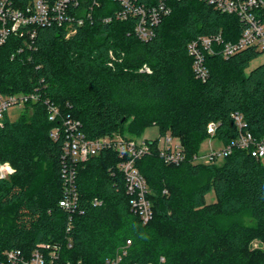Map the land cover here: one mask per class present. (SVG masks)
<instances>
[{
    "label": "trees",
    "instance_id": "16d2710c",
    "mask_svg": "<svg viewBox=\"0 0 264 264\" xmlns=\"http://www.w3.org/2000/svg\"><path fill=\"white\" fill-rule=\"evenodd\" d=\"M169 2L172 12L147 41L135 32L137 17H115L119 0H98L92 18L71 36L44 25L34 36L27 29L12 33L0 47V92L40 90L44 96L17 119L0 123V161L15 168L0 178V264H20L9 261L8 250L26 259L37 248L48 254L52 248H41L44 243L60 245L55 264H108L128 240L124 264H264V246L251 247L256 238L264 243V160L236 149L221 164L192 161L210 137V123H218L214 137L224 143L237 136V111L248 129L264 134V63L248 71L261 52L249 47L230 57L208 55L209 76L199 79L189 41L219 32L224 41H235L244 23L203 0ZM145 64L150 72L141 70ZM45 98L81 120L91 138L115 131L138 136L157 125L160 136L171 132L180 139L183 163L163 160L160 136L137 161L150 187L149 222L131 206L117 169L120 157L104 150L77 165L84 212L74 214L68 231L69 215L59 205L64 138L51 135L58 122L50 120ZM211 191L216 200L208 202ZM95 197L103 203L94 205Z\"/></svg>",
    "mask_w": 264,
    "mask_h": 264
},
{
    "label": "built area",
    "instance_id": "2783aa9c",
    "mask_svg": "<svg viewBox=\"0 0 264 264\" xmlns=\"http://www.w3.org/2000/svg\"><path fill=\"white\" fill-rule=\"evenodd\" d=\"M14 0H0V47L6 43L12 33H18L27 29L31 36L36 33L38 26L58 25L66 29L67 36L76 33L78 28L92 18L93 7L98 0H92V4L84 6V0H30L25 6L14 5ZM122 8L117 10L115 17L121 20L129 17H137L135 32L144 41L152 38L155 27L162 18L170 14L173 7L170 0H158L152 5L135 2L133 0H119ZM212 4L217 10L234 14L244 23L240 36L235 41H224L221 32L211 35H199L191 39L187 45L188 52L193 58L195 75L206 81L209 76V68L206 64L208 55L220 54L230 57L244 48H255L264 51V0H203ZM84 6V7H83ZM113 16L105 17V21L112 20ZM142 71H151L145 64ZM44 96L40 90L33 92H14L5 94L0 92V123L8 116L10 108L24 110L33 102L42 100ZM49 108L50 120L58 124L52 129L53 138L63 136V196L59 205L68 213V231L73 226V216L78 212H84L82 194L77 183V165L99 154L104 150H112L120 157L117 169L125 179L127 192L131 196V206L138 213L143 223L149 222L154 215L153 203L149 197L150 187L145 176L137 166V161L152 151L151 139L140 140L129 132L115 131L97 137H88L83 130L81 120L70 114H64L59 105L45 98ZM238 126V134L235 138L217 150L208 152L200 151L194 154L193 162L213 163L220 157L225 158L236 149H244L258 159L264 160V134L257 136L248 129L243 113H234ZM218 123L212 122L208 126L210 136H215ZM163 145L158 146V151L163 160L169 164H181L187 159L184 147L180 139L171 132L164 135ZM15 171L13 165L6 161H0V178H6ZM94 205H101L103 200L99 197L92 199ZM132 243L121 246L113 257H107L108 264H124V258L129 253ZM69 245L72 241L69 239ZM41 248H52L48 254L42 249L34 250L30 259H26L17 250H8L6 255L9 261L20 264H55L58 258L60 245L40 244ZM164 261V257L161 258ZM139 264V263H136ZM146 264H155L148 262Z\"/></svg>",
    "mask_w": 264,
    "mask_h": 264
},
{
    "label": "rangeland",
    "instance_id": "374dc122",
    "mask_svg": "<svg viewBox=\"0 0 264 264\" xmlns=\"http://www.w3.org/2000/svg\"><path fill=\"white\" fill-rule=\"evenodd\" d=\"M260 51V50H259ZM261 53L251 61L250 66L248 67V71L252 70L253 68H255L256 66L264 63V51H260ZM23 112L22 109H18V108H10V110L8 111V117L12 120L17 119L20 114ZM160 136V130L159 127L157 125H152L147 127L142 134L136 136L138 137V139L143 140V139H155L157 137ZM163 138L164 136H160L159 141H158V146L163 145ZM224 146V142L222 141V139L218 138V137H214V136H210L208 138H206L200 147V152L204 153V152H208L211 149H221ZM224 158L220 157L218 159L219 164L223 163ZM207 201L208 202H212L216 200V195L214 191H211L207 194L206 196ZM264 243L260 238H256L251 242V247L252 248H263Z\"/></svg>",
    "mask_w": 264,
    "mask_h": 264
}]
</instances>
